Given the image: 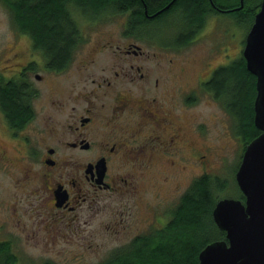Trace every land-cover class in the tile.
<instances>
[{
  "label": "flooded vegetation",
  "instance_id": "1",
  "mask_svg": "<svg viewBox=\"0 0 264 264\" xmlns=\"http://www.w3.org/2000/svg\"><path fill=\"white\" fill-rule=\"evenodd\" d=\"M212 8L207 13L205 11V22L208 17L229 9L219 8L215 13L216 6L212 5ZM177 11V15H171ZM181 11V8H176L168 13H164V10L148 13L144 9L146 21L141 19V23L137 24L142 25L137 27L135 24L131 29L128 28L130 22L134 21L130 18L131 10L123 11L127 19L123 22L122 31L125 32L120 35L123 37L121 41L115 42L112 36H99L93 45L82 44L77 51L80 53L77 61L78 53L75 50L84 41L78 39L66 65L58 69L49 68L41 49L34 46L26 32H21L30 38L28 58L20 61L19 57L24 54L16 50L12 52L8 58L15 60L12 64L16 67L10 75L0 79L3 82H19L24 86L29 96L30 113L16 126L4 118L0 107V133L3 137L0 138V161L6 164L13 162L14 155L10 154L5 139L13 140L11 145L17 147L18 151L19 148L23 150L21 160L24 163L32 162L27 169L23 167L24 179L37 178L43 183L41 189L37 187L34 190L42 210L51 215L56 213L62 218V212H74L82 202H88V205L93 203L100 198L101 192L116 191L118 178L125 184L128 178H132L130 173L122 178L113 176L110 173L112 168L124 166L126 162H130L132 167L148 168L160 160L158 158L167 156L170 150L177 153L180 146L187 143L186 139L182 145L179 143L185 137L180 132L184 128V121L176 111L178 102L186 110L202 96L214 97L204 83L219 67L228 65L236 58L218 64L207 61L206 72L194 76V83H190V80L182 82L181 72L186 70L181 67L178 57L203 29L205 22L201 28H192L188 32V41V36L184 34L183 42L175 39L173 46L165 40L161 43L162 48L150 49L147 45L144 48V41L149 43L155 38L153 25L171 16L172 19L173 16L179 17ZM173 49L178 52L174 57ZM37 67L46 73L36 72L34 75L44 82L47 93L50 89L46 83L48 78H52L58 86V91L51 98L40 101L36 83L28 78V72ZM170 76H177L176 84H171ZM37 101L38 108L41 107L39 111L35 107ZM191 147L193 145L190 144ZM204 156L201 154L198 157L197 153L192 152L188 157H183L190 161ZM174 161L171 159L168 162ZM58 166L63 169L59 173L51 170ZM132 183H129L131 187ZM179 196L173 206L165 210L167 213L164 216L153 217L148 231L170 220L172 208L180 201ZM2 242L15 255L8 240L2 239Z\"/></svg>",
  "mask_w": 264,
  "mask_h": 264
},
{
  "label": "rangeland",
  "instance_id": "2",
  "mask_svg": "<svg viewBox=\"0 0 264 264\" xmlns=\"http://www.w3.org/2000/svg\"><path fill=\"white\" fill-rule=\"evenodd\" d=\"M72 9L80 30L79 39L84 40L76 48V53L82 44H95L99 36H112L115 42L122 40L120 35L125 32L122 26L127 19L122 12L109 10L91 17V14ZM177 14L174 12L171 15ZM178 19V16H173V19L171 16L155 23V38L149 43L144 41V48L146 45L150 49L162 48L161 43L165 40L173 46V41L178 38L177 28L173 25L178 23ZM248 27L246 23H235L229 13L208 17L203 29L177 56L181 67L186 70L181 72L182 82L190 80V83H194V76L206 72L207 61L210 64L227 63L229 58L241 56ZM29 40L16 29L12 12L6 2L0 0L1 78L10 75L16 67L12 64L15 60L8 58L12 52L16 50L24 54L19 57L20 61L28 58ZM174 50L172 57L178 53ZM79 57L80 53L77 54V61ZM36 72L42 74V68L29 71L28 78L38 87V100L51 98L58 91V86L52 78H48L46 83L50 89L47 93L44 82L35 78ZM170 79L172 85L178 80L177 76H170ZM39 101L36 102L37 108ZM178 103L176 111L184 121V128L180 132L185 137L179 143L182 145L185 139L187 143L180 146L177 153L170 150L167 156L158 158L160 160L148 168L132 167L130 162L112 168L110 173L113 176L122 178L130 173L132 178H128L127 184L118 178L116 191L101 192L100 198L90 203L91 207L88 202H82L74 212L61 211L64 214L62 218L56 213L51 215L39 206L34 190L42 188V181L37 178L24 179L23 167L27 169L32 162L24 163L20 158L23 150L19 148L18 151L17 147L11 145L13 140L5 139L14 159L9 164L0 161V240L7 239L12 246L17 256L14 264H43L46 261L53 264H99L110 250L129 242L137 234L147 232L153 217L164 216L167 213L165 210L173 206L191 181L204 173L217 176L226 183V187L220 191L221 196L234 197V171L244 151L243 141L234 129V119L221 101L210 95L202 96L186 110L181 102ZM0 138H3L1 133ZM190 144L193 147L190 148ZM191 151L197 153L198 157L201 154L205 156L198 160H186ZM167 159L175 161L169 163ZM51 170L59 173L63 169L58 166ZM130 181L133 187L129 185Z\"/></svg>",
  "mask_w": 264,
  "mask_h": 264
},
{
  "label": "trees",
  "instance_id": "3",
  "mask_svg": "<svg viewBox=\"0 0 264 264\" xmlns=\"http://www.w3.org/2000/svg\"><path fill=\"white\" fill-rule=\"evenodd\" d=\"M253 3L250 5L248 2ZM261 0H243V6L226 10L235 23L251 26ZM12 12V22L20 32H26L35 47L41 49L47 66L52 69L64 67L79 39L78 22L73 9L82 14L98 16L111 10H131L128 28L146 21L143 10L168 13L181 8L177 28V41L183 42L190 30L201 28L205 22V11L219 8H235L240 0H4ZM212 3V5H211ZM179 10V9H178ZM178 12V11H177ZM155 13V14H157ZM205 16V17H204ZM142 19V20H141ZM142 25V24H141ZM137 24V27L141 26ZM248 27V28H249ZM194 31V30H193ZM130 32V30H129ZM185 34V35H184ZM190 39L187 37L186 41ZM256 77L246 69L243 55L228 65L219 67L204 87L212 91L234 119V129L243 141V148L259 134L253 122V101ZM22 82V81H20ZM29 96L24 86L12 80L0 79V107L4 118L13 125L25 120L29 113ZM181 194L179 203L171 210L170 220L161 227L140 233L109 251L99 264H198V253L215 240H225V232L219 229L211 216L215 202L224 196L220 191L226 183L219 177L207 173L194 178ZM234 197L243 199L237 184ZM232 193V194H234ZM17 256L10 253L9 246L0 243V264H14ZM43 264H53L46 261Z\"/></svg>",
  "mask_w": 264,
  "mask_h": 264
},
{
  "label": "water",
  "instance_id": "4",
  "mask_svg": "<svg viewBox=\"0 0 264 264\" xmlns=\"http://www.w3.org/2000/svg\"><path fill=\"white\" fill-rule=\"evenodd\" d=\"M240 5L228 10L241 8ZM244 38L246 69L256 77L253 122L260 130L243 148L234 171L244 198H219L211 216L225 240L207 243L198 253V264H264V0Z\"/></svg>",
  "mask_w": 264,
  "mask_h": 264
},
{
  "label": "bare ground",
  "instance_id": "5",
  "mask_svg": "<svg viewBox=\"0 0 264 264\" xmlns=\"http://www.w3.org/2000/svg\"><path fill=\"white\" fill-rule=\"evenodd\" d=\"M3 115V114H2Z\"/></svg>",
  "mask_w": 264,
  "mask_h": 264
}]
</instances>
